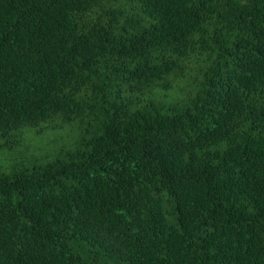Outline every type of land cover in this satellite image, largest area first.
I'll use <instances>...</instances> for the list:
<instances>
[{
  "label": "trees",
  "instance_id": "16d2710c",
  "mask_svg": "<svg viewBox=\"0 0 264 264\" xmlns=\"http://www.w3.org/2000/svg\"><path fill=\"white\" fill-rule=\"evenodd\" d=\"M66 123L0 264H264V0H0V147Z\"/></svg>",
  "mask_w": 264,
  "mask_h": 264
},
{
  "label": "rangeland",
  "instance_id": "374dc122",
  "mask_svg": "<svg viewBox=\"0 0 264 264\" xmlns=\"http://www.w3.org/2000/svg\"><path fill=\"white\" fill-rule=\"evenodd\" d=\"M73 126L67 123L54 128L46 126L39 134L27 131L14 148L0 147V169L10 171L13 165L33 158L53 159L61 148H68L77 140V129ZM80 250L88 255L83 248Z\"/></svg>",
  "mask_w": 264,
  "mask_h": 264
}]
</instances>
